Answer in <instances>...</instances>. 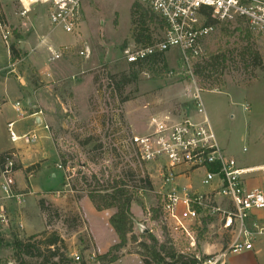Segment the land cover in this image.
Here are the masks:
<instances>
[{
    "label": "rangeland",
    "instance_id": "1",
    "mask_svg": "<svg viewBox=\"0 0 264 264\" xmlns=\"http://www.w3.org/2000/svg\"><path fill=\"white\" fill-rule=\"evenodd\" d=\"M18 1L0 0L8 28V31L0 30V151L6 150L3 153H7L4 157L7 162L11 153L16 155V150L11 148L20 146V142H10L7 122L14 121L12 131L16 135L32 125L31 119L22 120L11 109L15 101L24 109L34 98L30 94L32 89L35 97L47 106L44 112L47 129L43 124L37 129L38 140L32 145L47 160L27 166H33L27 174L21 168L22 187L13 186V197L5 199L0 190V204L7 222L0 224L5 244L28 238L37 240L42 233H55L63 241L60 252L71 264H101L96 256L105 254L118 242L108 225V218L115 210L96 211L89 196L101 193V186L105 188L116 180L124 182L133 192L130 205L133 226L130 240L110 264H143L138 255L143 233L137 224L143 226L145 234L159 243L170 242L177 253L193 257L199 264L219 254L225 249L227 239L215 222H210L204 231L201 227L192 229L193 248L184 234H170L169 227L153 212L157 205L151 194L157 189L156 167L140 163L130 139L147 133L151 117L178 120L194 116L192 95L194 85L199 89V84L191 75L192 65L199 64L209 54L223 53L225 67H213L211 73L216 78L222 70L223 87L218 91L200 90L204 115L220 148L239 167L264 165V34L251 33L240 22L218 24L199 41V53L189 66L176 49H171L163 53L162 62L130 71L125 56L142 47L132 39L131 8L135 4L141 8L137 10L139 13L152 14L148 6L135 0H85L78 34L70 35L49 26L45 5L31 9L36 12L37 22L33 26L28 19H19L22 8ZM12 29L23 39L18 46L28 53L26 60L21 57L12 61L10 56L7 59L3 35L9 37ZM147 29L153 43L162 38L163 29L153 25ZM45 35L46 42L33 52L34 43H39ZM68 45V51L59 60L47 62L49 47L56 50ZM245 48L259 54L260 69L246 67L240 56ZM79 52L85 56H79ZM22 79L28 84L25 88L17 82ZM208 87L206 84L205 88ZM43 162L46 165L42 166ZM57 164L62 170L56 168ZM69 171L72 173L68 176ZM2 173L0 186L5 177ZM56 175L55 182L50 180ZM252 178L256 180H252V186L259 181L264 185V177L253 175ZM144 179H148L150 190L140 182ZM196 182L194 176L192 183L196 185ZM41 200L48 209L44 214L39 209ZM149 209L153 212L150 222L146 220ZM132 236L137 240L135 243ZM259 242L261 254L254 264H264V238ZM244 257L243 253L227 254L224 261L246 264ZM0 263L16 264L9 248L0 249ZM38 263V259H27V264Z\"/></svg>",
    "mask_w": 264,
    "mask_h": 264
},
{
    "label": "built area",
    "instance_id": "2",
    "mask_svg": "<svg viewBox=\"0 0 264 264\" xmlns=\"http://www.w3.org/2000/svg\"><path fill=\"white\" fill-rule=\"evenodd\" d=\"M84 1L19 0L22 8L19 15L26 18L34 6L45 5L50 27L76 35ZM135 1L148 6L162 21L163 36L148 47L128 52L125 56L127 65L176 49L189 66L199 53V41L212 31V27L206 24L207 14L219 23L240 22L251 33L264 34V0ZM3 28L8 31L7 27L0 25L1 32ZM3 39L4 45L8 46V36L4 34ZM48 51L47 62H53L59 60L68 47L58 51L48 48ZM78 55L84 57L85 53L79 52ZM194 86V116L178 120L151 117L147 133L131 137L130 144L136 149L140 163L156 167L157 189L151 194L157 203L156 215L169 227L170 234H184L193 248L192 229L200 228L203 221L217 223L227 239L226 247L219 254L210 256L204 264H225L227 254L250 252L257 240L264 237V225L256 217L257 213L264 211V190L251 185L253 175L264 177V165L239 167L235 159L220 148L204 115L200 89L196 84ZM13 109L18 116H23L19 103H15ZM35 115L37 113L31 116ZM12 128L13 122L8 123L7 131L12 143L32 145L38 140L34 131L18 136ZM11 154L2 171L5 177L0 190L5 199L13 197L11 190L15 185L17 157ZM56 168L62 170L60 164ZM71 173L69 171L68 176ZM194 176L197 177L196 185L192 183ZM3 210L0 204V224L7 223ZM146 216L150 222L152 210H147ZM74 259L78 261L79 258L74 256Z\"/></svg>",
    "mask_w": 264,
    "mask_h": 264
},
{
    "label": "trees",
    "instance_id": "3",
    "mask_svg": "<svg viewBox=\"0 0 264 264\" xmlns=\"http://www.w3.org/2000/svg\"><path fill=\"white\" fill-rule=\"evenodd\" d=\"M137 10H141V8L134 4L130 12L132 39L134 44L140 45L142 46L141 48H144L153 44L151 41V36L147 33V27L149 25H153L162 30L163 23L154 13H139ZM206 24L213 27L218 24L225 26L226 23H219L216 20L211 19L207 14ZM0 25L6 27L1 10ZM10 31L11 32L9 34L8 41H10V37H12L13 41H10V44L8 43L7 49L11 60L17 61L21 59V57L25 58L27 56L26 52H22L18 46V42L22 40L21 36L15 29ZM249 37L250 34L248 32L245 33L246 40H248ZM240 54L241 58L246 62V67L260 69L261 59L257 52L251 50L250 48H245L240 52ZM162 58V53L152 55L142 62L129 64V70L133 71L134 69H140L148 63L155 64L162 62ZM226 63L225 55L223 53H219L217 55L209 54L208 57L203 59L199 64H193L191 71L193 77L196 78L199 84V89L218 91L220 88H222V70L217 76H215L216 78H212L211 73L213 71V67L224 68ZM206 84L209 85L208 88H205ZM6 155L7 153H0V173L2 172L6 163L4 160ZM17 165L18 164H16L14 168L16 171L20 170V167H17ZM32 168L33 166L24 170L25 173L27 174ZM140 182L145 184L149 190L151 189L148 179L140 180ZM126 187L127 186L124 182L112 180V184H108L105 188L101 186V193L89 196V200L96 211L100 212L102 210L109 209L115 210L114 213L108 218V225L113 230L118 242L111 246L105 254L96 256V261L100 262L101 264H110L116 261L117 253L120 252L130 240L129 235L131 234L133 226V217L130 213V205L133 201V192H130ZM39 209L43 214L48 211L42 200L39 202ZM153 212H156V210H153ZM209 223L210 221H203L201 224V229L204 231ZM39 236L40 239L37 240H32L33 238H28L27 240H14L10 243V245H6L4 238L0 233V249L5 247L9 248L11 252V259L14 260L16 264H27V259L30 258L38 259V264H71L70 260L64 256L62 252H60L63 241L57 234L52 233L48 235L42 233ZM141 238L142 241L138 243V247L141 249V252H138V255L142 258L143 264L200 263L193 257H186L183 254L177 253L168 241L159 243L153 236L149 234H143ZM131 239L134 243L137 241L135 236H132ZM202 259L207 258L203 257Z\"/></svg>",
    "mask_w": 264,
    "mask_h": 264
},
{
    "label": "crops",
    "instance_id": "4",
    "mask_svg": "<svg viewBox=\"0 0 264 264\" xmlns=\"http://www.w3.org/2000/svg\"><path fill=\"white\" fill-rule=\"evenodd\" d=\"M44 12H45V10H44ZM35 13H36L35 10H30L29 14H27V15H29L27 18H22L19 15V17H20L19 19H28L29 22H30V26H33V22H37L36 21V16L34 15ZM38 37H39V35L36 34V39H38ZM46 39H47V35H45L43 37V39L40 38L39 43L38 42H35L34 43L35 45L37 43L38 44L36 46L35 45L33 46L34 47V48H32L33 52H35V50H37V47L40 46V43L41 44H44L46 42ZM22 41H23V39L20 40L18 42V44L22 43ZM63 47H68L69 48V45L68 46H60V47H57L56 50L58 51V50H60ZM19 48H20V46H19ZM50 49H52V48H50ZM6 50H7V48H6ZM52 50H54V49H52ZM26 54H27V56L25 57V60L28 59V53L26 52ZM8 57H9V54L7 52V59H8ZM1 59L2 58L0 57V60ZM17 82L19 83V86L22 87V88H25V87L28 86V84H26V82L24 81V79H22L21 82H19V81H17ZM30 94H33V97H34L33 100L32 101H29L28 104H27V106L24 107V109L21 107L20 104L19 105H20V108L22 109V113H23L22 120L27 119V121H28V119H31L32 125L30 127L28 126V129L25 130V132H21L18 136H20V135H22V134H24V133H26L28 131H34L36 133L37 129L39 127H41L42 124H43V128H45L44 125L46 124V121H47V118L46 117L47 116L44 115V112L47 109V106L43 102V100H40V99H38V98L35 97V93L32 91V89H31V93ZM15 103H16V101H15ZM15 103H13V105L11 106V109L13 111H14L13 106H14ZM34 113H37V115L31 116ZM20 119H18V120H20ZM37 119L39 120V123L38 124L36 123V120ZM10 122H13V125H14V121L7 122L6 123V130H7V124L10 123ZM15 144H17V142H15ZM11 149H15L16 150L15 152H16L17 163H18L17 167L19 166L20 167V170H21V168L23 170H26L27 166H30V165H34V164H38L39 165L40 161L46 159V158H43V155L44 154H37L40 149L35 148L34 145L27 146V145H24L22 142H20V146L18 145L17 147H13ZM7 150H9V149H7ZM5 151L6 150H1L0 153H3ZM44 165H46V163L44 164V162H43L42 163V166H44ZM53 167H55V166L53 165ZM53 167H52V169H53ZM253 167H256V166H253ZM20 170L16 171L15 172V175H14L15 185H17V188L18 189H21L22 182H23V175H22V173H21ZM50 174L52 175L54 173H50ZM51 175H50V177H51ZM57 177L58 176L56 175L54 178L53 177L50 178V180H52L53 182H55V180L57 179ZM254 180H253V182H254ZM255 184L256 185L253 186V187H258L260 189L262 187H264V185H263V183L261 181L255 183ZM49 186L51 187V181H50V185ZM263 190H264V188H263ZM256 217L259 219L260 223L262 225H264V211L257 213L256 214ZM261 238H264V237H261ZM261 238H259L258 243H260L259 241H260ZM258 243L256 242L254 244V247H253V250L252 251L243 253V255L245 256L243 259L247 262L246 264H254V262H258V260H259L258 256L261 254V246Z\"/></svg>",
    "mask_w": 264,
    "mask_h": 264
},
{
    "label": "water",
    "instance_id": "5",
    "mask_svg": "<svg viewBox=\"0 0 264 264\" xmlns=\"http://www.w3.org/2000/svg\"><path fill=\"white\" fill-rule=\"evenodd\" d=\"M36 123H37V124L39 123V120H38V119L36 120ZM137 228H138V230H139L141 233H143V234L146 233V230L143 228V226H142L141 224H137Z\"/></svg>",
    "mask_w": 264,
    "mask_h": 264
}]
</instances>
